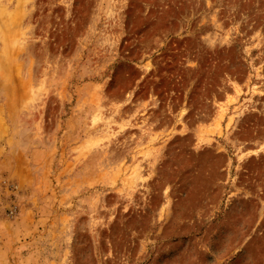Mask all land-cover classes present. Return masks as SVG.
<instances>
[{"label":"rangeland","instance_id":"1","mask_svg":"<svg viewBox=\"0 0 264 264\" xmlns=\"http://www.w3.org/2000/svg\"><path fill=\"white\" fill-rule=\"evenodd\" d=\"M0 264H264V0H0Z\"/></svg>","mask_w":264,"mask_h":264}]
</instances>
